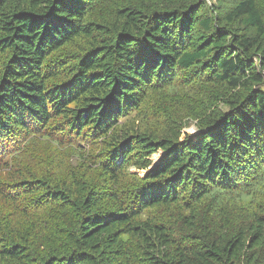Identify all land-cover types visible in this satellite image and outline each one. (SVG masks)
Listing matches in <instances>:
<instances>
[{"label":"trees","instance_id":"obj_1","mask_svg":"<svg viewBox=\"0 0 264 264\" xmlns=\"http://www.w3.org/2000/svg\"><path fill=\"white\" fill-rule=\"evenodd\" d=\"M99 1L0 0V150L26 136L0 163L45 146L55 179L0 185V264H264V8ZM38 206L81 213L65 253L34 255Z\"/></svg>","mask_w":264,"mask_h":264},{"label":"rangeland","instance_id":"obj_2","mask_svg":"<svg viewBox=\"0 0 264 264\" xmlns=\"http://www.w3.org/2000/svg\"><path fill=\"white\" fill-rule=\"evenodd\" d=\"M129 1H132L130 5H133V2L139 3L140 0H103L99 1L98 3L95 4L94 8V14L101 13L104 16H108L111 13V9L115 5H120L124 4L126 5L129 3ZM143 2H149L152 1V3H160L163 2L164 0H142ZM237 0H206L207 4H214V6L217 7V10L222 12V10H225L226 8L232 6L234 2ZM259 4L264 8V0H257ZM225 8V9H224ZM76 53H77V48L76 47H65L61 50H58L57 52H54L52 54V58L54 60H63L67 66L70 64V62H74L76 60ZM3 56H0V67L1 63L3 61ZM66 80V77L63 75L58 76L57 78H54L52 81L55 83L59 82H64ZM207 107L204 106L203 109H206ZM210 111V109H209ZM204 114V113H203ZM161 115H164L162 112ZM32 122L29 120V126L31 127V130L34 129V126L32 127ZM173 126L175 129H180V138L182 139L186 134L188 135H195L200 131V128H198L197 125V120L193 118H184L182 120H175V123H173ZM158 129V128H157ZM13 130H16L20 134V139L18 140H13L12 137L6 139L3 143L4 147L0 150V159L4 157L5 154L8 156L10 154V151L13 149V147H17V141H21L19 143L20 147H23V144L25 142V134L22 133L18 128H13ZM164 131V129H159V133ZM75 137L71 134H68L64 141L66 142L65 144L68 145L69 142L71 144L76 142L77 144L83 145L84 141L79 140L76 138V141L74 139ZM26 148V147H25ZM30 159L25 158V159H18V158H13L10 156L7 160V165L2 166L4 163H0V185H5L12 180L15 179L14 176H10V174L15 171V170H27L28 173L27 175L34 179L38 180H45L49 179L52 180L53 184L55 185V179H54V173L53 170H51V165L54 163V154L49 152L45 146L41 147L38 146L37 149H35L32 145L30 147ZM61 152H65V150H62ZM162 152H158L153 155V163H156L161 156ZM77 158L75 156H68L67 161L64 164V169L62 171V174L68 173L69 170H72L75 168V165L77 164L76 161ZM131 170H134V168H131ZM6 172H9L7 175ZM61 171H59L60 173ZM145 171H138L137 173L139 176H143ZM48 176V177H47ZM61 181L64 180L61 176ZM15 182V181H13ZM61 184V183H60ZM37 194V193H35ZM39 195L33 196L32 198H37ZM32 198L26 197L25 195H21L19 199L21 201L25 200H31ZM33 200V199H32ZM27 201V202H28ZM48 201H50L48 199ZM105 198L103 202L101 203L100 208L102 207H107L108 204H105ZM35 206V205H33ZM32 207V206H30ZM39 207V206H38ZM38 210V211H37ZM34 212H30L32 214V218L36 221L39 222V229L37 231H33L32 237L42 240L41 243L39 241L35 240L34 245H33V252L34 255L36 256H48L50 255L51 248L53 249V252L56 250H64L65 251V246L68 243V235L70 234L71 231L74 230L75 226L78 224L80 220L81 213H78L76 211H73L71 209H68L66 207L61 208V207H56L55 209H40V207ZM7 211L5 210L4 205L0 207V222L4 227V216L7 215ZM26 228H29L27 226ZM25 228V230H26ZM24 230V228L22 229ZM178 235H188L190 232L184 233L182 230L177 229ZM31 237V238H32ZM48 242L51 243V248L49 249L47 244ZM58 247V248H56Z\"/></svg>","mask_w":264,"mask_h":264}]
</instances>
